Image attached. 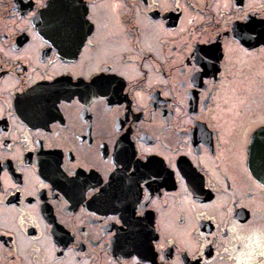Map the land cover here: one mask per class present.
<instances>
[{
  "label": "flooded vegetation",
  "instance_id": "af4514ba",
  "mask_svg": "<svg viewBox=\"0 0 264 264\" xmlns=\"http://www.w3.org/2000/svg\"><path fill=\"white\" fill-rule=\"evenodd\" d=\"M262 4L0 0V264H264L262 173L237 145L264 119V45L228 47ZM68 14L91 16L79 46ZM33 90L59 92L47 117L20 105Z\"/></svg>",
  "mask_w": 264,
  "mask_h": 264
},
{
  "label": "snow or ice",
  "instance_id": "6c2138e0",
  "mask_svg": "<svg viewBox=\"0 0 264 264\" xmlns=\"http://www.w3.org/2000/svg\"><path fill=\"white\" fill-rule=\"evenodd\" d=\"M146 2V0H145ZM179 7V5H177ZM262 11L256 14V16L253 17V20H255L258 17L259 23L261 25V30L256 31L255 28L244 26H238L241 29V33L247 31L249 33H255V35H244V34H236L234 35V38L230 41H228V47L229 51L235 52L237 50H242V46L244 44H249L251 46V42L259 43L264 45V4L261 6ZM243 20H247V17H241ZM91 16H85L84 14H68L64 16L57 25V33L60 37V39L66 43L68 46L82 44L85 38V25L86 21H90ZM235 31V30H234ZM90 43V41H89ZM195 51V50H194ZM193 51V54H194ZM201 52L205 56H211L212 50L210 48H201ZM103 71L107 73H115L119 75H123V73H117V70L114 69L111 66H106ZM143 83V80L134 83L132 85L133 88L140 87V84ZM111 85V81L107 77H99L97 79L91 80L89 84L84 85L86 89H96L98 92L104 91L107 88H109ZM50 88H55L54 85H50ZM59 92L58 91H51V92H35L33 90V93L25 94L22 98H20L19 103L22 107L26 108L27 110H30L35 116L44 118L49 115L48 113V105L51 104L52 106H55L57 101L59 100ZM260 139L257 140L255 138L252 139L251 142L248 141L247 136L243 138V140H237L238 148L241 152V154L246 153L249 163L254 165L255 167H258L262 172H264V119L260 122ZM121 156H124V153L120 154ZM153 164V161L148 160L144 162L143 164L139 163L137 161V172L139 173V170L143 168L147 174H151V166ZM57 168H59V163L57 162ZM70 175L72 173H69ZM141 178L143 177L144 173H140ZM74 183V181H73ZM99 183V181H97ZM138 183V182H137ZM100 194L102 195V190H98ZM93 199L98 198L95 194H93ZM138 199H139V193H138ZM144 208H148L150 204H152V200L148 197L144 198ZM143 211H141L140 215H143ZM177 222L181 225L184 224L185 218L184 216H177ZM23 223V221H21ZM264 255V253H261ZM163 259V257H161ZM195 264H200V257L199 255L195 258Z\"/></svg>",
  "mask_w": 264,
  "mask_h": 264
},
{
  "label": "water",
  "instance_id": "95a60500",
  "mask_svg": "<svg viewBox=\"0 0 264 264\" xmlns=\"http://www.w3.org/2000/svg\"><path fill=\"white\" fill-rule=\"evenodd\" d=\"M259 132H260V129L257 130V131L254 133L253 138L259 140V139H260ZM253 166H254V165H253ZM256 169L259 170V174H260V171H261V170H260L258 167H255V166H254V170H256ZM261 173H262V181H263V183H264V172L261 171Z\"/></svg>",
  "mask_w": 264,
  "mask_h": 264
}]
</instances>
